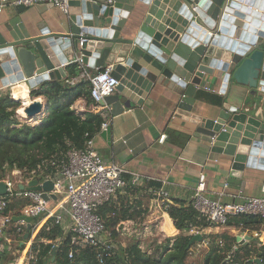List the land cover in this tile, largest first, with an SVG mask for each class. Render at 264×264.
Listing matches in <instances>:
<instances>
[{"label":"water","instance_id":"1","mask_svg":"<svg viewBox=\"0 0 264 264\" xmlns=\"http://www.w3.org/2000/svg\"><path fill=\"white\" fill-rule=\"evenodd\" d=\"M0 5L13 6L19 15L28 10L10 0ZM12 23L18 27L7 26L9 35H0L4 86L25 84L30 94L45 81L64 79L62 64L81 49L86 65L111 64L120 81L116 91L128 100L122 104L117 93L106 97L113 114L131 108L133 101L142 104L144 91L155 84L166 86L182 95L177 116L196 125L193 135L209 142L212 152L229 156L234 171L258 163L264 168V112L256 113L264 108V0H71L60 29L23 23L20 16ZM216 72H223L225 83L220 113L216 118L193 113L198 86ZM47 108L43 102L27 118ZM21 187L40 191L48 202L56 198L50 179L33 178ZM6 188L0 181V194ZM20 219L28 222V238L32 217L14 218ZM201 240L198 233L191 243ZM55 253L53 248L51 261Z\"/></svg>","mask_w":264,"mask_h":264},{"label":"crops","instance_id":"2","mask_svg":"<svg viewBox=\"0 0 264 264\" xmlns=\"http://www.w3.org/2000/svg\"><path fill=\"white\" fill-rule=\"evenodd\" d=\"M0 9V35L1 33L9 35L7 26L11 29L18 27L17 23H12L16 16H20L23 23L33 22L35 25L39 23L55 30L64 27L62 20H65L69 13L53 4L31 5L21 15L13 6L0 5ZM69 65L64 67L67 77ZM87 69L91 73L96 71V68L89 66ZM2 86L4 85L0 82V87ZM15 87H19L18 90L26 89L23 84ZM223 88H225L223 72H216L214 76H205L195 94L193 113L216 118L224 105ZM116 93L120 96L122 104L128 100L122 93L115 91L114 94ZM29 95L33 100L36 99L34 102L42 101L44 105H47L45 96L36 97L31 93ZM134 96L137 99L141 98L137 94ZM143 98L142 104L133 101L131 108L125 107L124 111L118 115L113 114L112 105L88 103L83 97L77 99L72 105V108L83 117L88 112H96L103 122L108 121V128L100 127L99 132L92 138L93 147L106 162L120 164L126 169L127 186L112 198L108 205L103 206L115 209L120 216L115 226L117 232L115 238L108 229L106 235L114 244L116 252L138 242L139 248L148 255L156 252L159 256L163 251L162 246L169 244L171 248L178 236L200 233L201 241L190 242L193 248L188 258L195 264L203 260L210 248L222 247L229 243L234 245V250H238L242 245L252 247L257 252L252 254L253 260L260 263L258 254L264 250V221L247 226L244 224L210 225L206 228H194L188 233L176 228L168 207L171 204L178 207L192 205V197L202 174L205 175L207 182L206 195L211 198L231 202L240 200L241 197H264V168L260 167V169L258 163L255 168H246L244 171L237 172L233 170L229 156L212 152L209 142L193 135L196 125L177 116L182 95L175 90L155 84L144 91ZM15 100L18 99L15 98ZM263 112L262 107L256 111L257 114ZM45 113L46 111L41 116L38 115L36 120L23 118L19 114L18 116L32 122L35 126L41 122ZM164 134L167 138L162 141ZM32 179L24 178L20 170H14L12 177L2 180L7 184V188L6 192L0 196L7 198V213L12 218V222L6 225L5 229L16 228L18 236L5 237L4 231L0 235V253L9 252L6 258L0 254V264H27L29 253L34 247H38V240L44 243L52 242L39 239L41 230L50 225V221L44 215L32 218V229L28 238H25L28 222L25 219L14 220L16 217L26 216L24 210L32 203L29 198L19 194L27 190L21 186L27 185ZM44 180L46 178L40 182ZM8 182L14 184L12 195L9 194ZM162 188L169 192L166 205L155 193V190ZM53 193L56 194V198H52L49 205L55 210H60L61 206L66 204V196L63 193ZM112 216H116L114 211L106 213L107 218ZM18 228H21L20 232ZM61 228V236L54 242L57 244L54 247L56 252L65 239L69 236L72 239L68 220ZM234 239H236L235 243ZM231 253L228 254V261L232 259ZM52 257L51 252L49 256L43 258L44 262L46 258L49 259L45 264H52L56 259V253L54 261H51Z\"/></svg>","mask_w":264,"mask_h":264},{"label":"trees","instance_id":"3","mask_svg":"<svg viewBox=\"0 0 264 264\" xmlns=\"http://www.w3.org/2000/svg\"><path fill=\"white\" fill-rule=\"evenodd\" d=\"M69 66L68 77L80 74L81 69L76 63ZM31 94L45 96L48 106L41 122L35 126L24 122V119L17 115L19 101L11 98L8 93L0 97V181L12 177L14 170H20L27 179L33 176L43 180L54 175L62 161L67 159L68 151L73 147L85 149L87 141L94 138L103 122L96 112H88L83 117L72 108L73 103L81 97L88 103L94 102L89 80H81L75 85H68L65 79L45 81L32 88ZM32 171L35 173L32 174ZM109 202L103 206L108 205ZM102 207L98 210V214L105 220L107 229L115 238L117 235L115 226L120 216L115 209ZM108 211H114L116 216L107 218ZM168 212L178 230L189 232L194 228L210 226L193 205L178 207L171 204ZM262 221L263 219L258 217L254 219L253 216H240L231 218L228 224L247 226L251 223L259 224ZM3 231L5 237L18 236L16 228H4ZM61 233V226L54 224L53 220H50L48 228L41 230L39 239L52 242L44 243L38 240V247H34L36 251L40 247L38 264H45L43 258L49 256L53 248L57 246L54 242ZM193 236V234L178 236L171 248L169 244L162 246L163 251L159 256L156 252L148 255L139 248L138 242L117 252L114 246L112 255L105 257L103 263H100L98 259L97 248L74 244L69 236L58 246L56 259L52 264H195L188 258L193 248L190 243ZM107 240L110 241L109 238ZM233 242L235 243L236 239ZM233 247L232 243L222 247H212L199 264H264V250L258 254L261 262L257 263L252 256L257 253L255 249L248 245H242L238 250H234ZM70 252H73L72 257ZM8 253L0 254L6 258ZM229 253L232 255L231 261L227 260Z\"/></svg>","mask_w":264,"mask_h":264},{"label":"built area","instance_id":"4","mask_svg":"<svg viewBox=\"0 0 264 264\" xmlns=\"http://www.w3.org/2000/svg\"><path fill=\"white\" fill-rule=\"evenodd\" d=\"M10 1L13 5L22 4L28 7L38 3H50L68 13L71 0ZM83 45L84 40H81L80 48ZM73 63L79 66L81 72L77 76L64 78L66 83L75 85L81 80H89L91 82L92 99L97 105L105 104L106 97L114 94L120 83L112 74V65L96 68L94 73L89 72L88 65L83 61L81 49L73 60L62 66L65 67ZM13 88L14 85L0 87V97L7 93L11 98L14 97ZM108 126V121H105L101 127L107 129ZM166 138L167 135L164 134L161 140L164 141ZM34 173L35 171H32V174ZM125 173L126 169L122 165L106 162L94 149L93 140L90 139L87 141L85 149L71 148L68 151L67 159L62 161L57 172L53 176L46 177V179L54 182L53 192L65 194L66 204L62 205L60 210H55L42 197L40 191L24 190L19 194L32 201L24 210V214L32 218L44 215L48 221L53 220L54 224L60 226L68 220L69 231L72 233V243L97 248L98 259L100 263H103L105 257L112 255L114 244L107 240L106 223L98 214V210L127 186L128 181ZM32 177L30 178L32 179ZM206 186V178L202 174L192 197V205L210 225L225 226L231 218L240 216L260 217L264 221V197H241L240 200L224 202L207 196ZM13 187L14 184L8 182L9 194L11 195L14 194ZM155 193L166 205L169 192L162 188L155 190ZM7 209V198L0 196V235L6 228L5 226L12 222ZM18 230L20 232L21 228H18ZM72 256L73 252H70V257ZM38 263V251L33 248L27 258V264Z\"/></svg>","mask_w":264,"mask_h":264},{"label":"bare ground","instance_id":"5","mask_svg":"<svg viewBox=\"0 0 264 264\" xmlns=\"http://www.w3.org/2000/svg\"><path fill=\"white\" fill-rule=\"evenodd\" d=\"M23 86H25L24 88H26L25 90H18L19 87H15L13 88V95L14 98L19 99L21 98V100L23 101L22 106H20L18 108V114L21 115L23 118L28 119L27 117L28 112L34 110L35 108L39 107L41 104H43V102L41 101L40 103L38 102H34L35 100H33L28 92V87L27 85L23 84ZM33 101V102H32ZM37 117V114H35L31 119H34Z\"/></svg>","mask_w":264,"mask_h":264},{"label":"rangeland","instance_id":"6","mask_svg":"<svg viewBox=\"0 0 264 264\" xmlns=\"http://www.w3.org/2000/svg\"><path fill=\"white\" fill-rule=\"evenodd\" d=\"M32 95V94H31ZM12 98H14V97H12ZM14 100H15V98H14ZM20 106H22V104H20ZM19 106V107H20ZM16 113H17V115H18V108H17V110H16ZM19 118H21V117H19ZM22 119V118H21ZM24 122H27V123H29V124H31L32 125V122H30V121H28V120H23ZM189 233V232H188Z\"/></svg>","mask_w":264,"mask_h":264},{"label":"clouds","instance_id":"7","mask_svg":"<svg viewBox=\"0 0 264 264\" xmlns=\"http://www.w3.org/2000/svg\"><path fill=\"white\" fill-rule=\"evenodd\" d=\"M36 97H38V96H36ZM17 101H19V102H20V104H23V101H22V100H19V99H18Z\"/></svg>","mask_w":264,"mask_h":264}]
</instances>
